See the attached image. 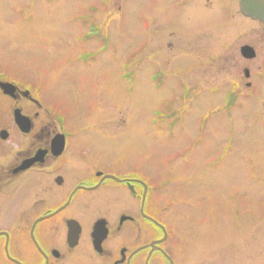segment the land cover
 I'll list each match as a JSON object with an SVG mask.
<instances>
[{"label":"rangeland","instance_id":"obj_1","mask_svg":"<svg viewBox=\"0 0 264 264\" xmlns=\"http://www.w3.org/2000/svg\"><path fill=\"white\" fill-rule=\"evenodd\" d=\"M106 1L0 0V66L44 87L49 109L75 113L69 126L106 112L107 122L87 124L113 136L105 149L114 169L138 161L145 174L172 177L174 210L204 226L198 246L224 242L234 264H264V68L253 98L228 96L234 81L249 80L240 46L258 43L254 70L264 57V27L245 23L233 0L221 9L203 0H127L121 9L118 0L98 26ZM219 261L215 253L208 264Z\"/></svg>","mask_w":264,"mask_h":264},{"label":"flooded vegetation","instance_id":"obj_2","mask_svg":"<svg viewBox=\"0 0 264 264\" xmlns=\"http://www.w3.org/2000/svg\"><path fill=\"white\" fill-rule=\"evenodd\" d=\"M116 1L105 2L96 12L97 22ZM209 1L199 3L221 9L222 0L213 7ZM233 6L244 22L264 27L242 13L239 0ZM155 18L149 15V23ZM257 45L240 46L249 80L230 87L228 96L236 102L256 93L254 76L264 68L263 57L252 69L251 61L260 54ZM44 93L39 83L0 66V264H208L215 253L218 263L234 264L233 246L221 250L224 242L211 248L196 244L204 226L186 223L187 209L174 210L176 200L165 192L172 177L145 174L138 161L128 170L126 165L114 169L105 149L113 136L87 124L93 118L107 122L106 112L86 113L81 126L72 127L68 120L75 113L49 109Z\"/></svg>","mask_w":264,"mask_h":264},{"label":"water","instance_id":"obj_3","mask_svg":"<svg viewBox=\"0 0 264 264\" xmlns=\"http://www.w3.org/2000/svg\"><path fill=\"white\" fill-rule=\"evenodd\" d=\"M241 9L251 18L260 19L264 22V0H241ZM243 50L245 52L250 50L252 56L254 55V50L250 47H244Z\"/></svg>","mask_w":264,"mask_h":264}]
</instances>
